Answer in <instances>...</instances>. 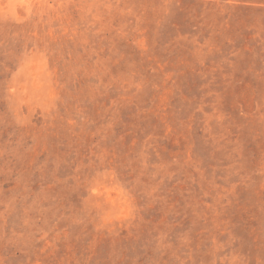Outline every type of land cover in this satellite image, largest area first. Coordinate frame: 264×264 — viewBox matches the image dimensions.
Segmentation results:
<instances>
[{
  "label": "rangeland",
  "instance_id": "rangeland-1",
  "mask_svg": "<svg viewBox=\"0 0 264 264\" xmlns=\"http://www.w3.org/2000/svg\"><path fill=\"white\" fill-rule=\"evenodd\" d=\"M0 264H264V0H0Z\"/></svg>",
  "mask_w": 264,
  "mask_h": 264
}]
</instances>
